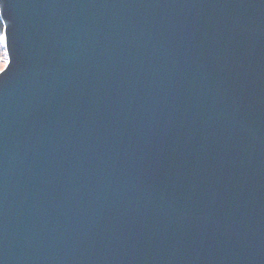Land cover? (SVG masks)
<instances>
[{
  "label": "water",
  "instance_id": "water-1",
  "mask_svg": "<svg viewBox=\"0 0 264 264\" xmlns=\"http://www.w3.org/2000/svg\"><path fill=\"white\" fill-rule=\"evenodd\" d=\"M4 3L2 264H264V0Z\"/></svg>",
  "mask_w": 264,
  "mask_h": 264
},
{
  "label": "snow or ice",
  "instance_id": "snow-or-ice-1",
  "mask_svg": "<svg viewBox=\"0 0 264 264\" xmlns=\"http://www.w3.org/2000/svg\"><path fill=\"white\" fill-rule=\"evenodd\" d=\"M5 3L4 0H0V46L3 47L5 52V60L2 70H0V75L6 76L12 70V59L7 47L8 36L7 31L11 25V21L8 19L4 12ZM2 264V261H0Z\"/></svg>",
  "mask_w": 264,
  "mask_h": 264
},
{
  "label": "rangeland",
  "instance_id": "rangeland-1",
  "mask_svg": "<svg viewBox=\"0 0 264 264\" xmlns=\"http://www.w3.org/2000/svg\"><path fill=\"white\" fill-rule=\"evenodd\" d=\"M4 60H5V52L2 48V50L0 52V70L3 68Z\"/></svg>",
  "mask_w": 264,
  "mask_h": 264
},
{
  "label": "trees",
  "instance_id": "trees-1",
  "mask_svg": "<svg viewBox=\"0 0 264 264\" xmlns=\"http://www.w3.org/2000/svg\"><path fill=\"white\" fill-rule=\"evenodd\" d=\"M1 50H2V46H0V52H1Z\"/></svg>",
  "mask_w": 264,
  "mask_h": 264
}]
</instances>
